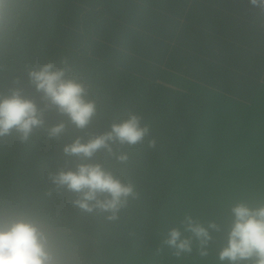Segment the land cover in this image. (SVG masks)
Listing matches in <instances>:
<instances>
[{"label": "trees", "instance_id": "obj_1", "mask_svg": "<svg viewBox=\"0 0 264 264\" xmlns=\"http://www.w3.org/2000/svg\"><path fill=\"white\" fill-rule=\"evenodd\" d=\"M13 33L0 39V96L19 88L46 101L27 72L67 60L88 87L97 114L75 129L49 105L29 140H0V202L51 213L74 236L83 264H221L231 203L252 198L264 179V8L250 0H19ZM129 114L149 129L118 164L103 150L91 160L63 148L108 132ZM57 137L49 129L59 123ZM149 141H155L149 147ZM100 163L134 194L118 219L82 213L50 176L75 163ZM217 225L201 256L166 243L187 232L185 217ZM227 264V261L223 262Z\"/></svg>", "mask_w": 264, "mask_h": 264}, {"label": "clouds", "instance_id": "obj_2", "mask_svg": "<svg viewBox=\"0 0 264 264\" xmlns=\"http://www.w3.org/2000/svg\"><path fill=\"white\" fill-rule=\"evenodd\" d=\"M254 6L264 8V0H250ZM23 6L19 0H0V39L9 37L16 28ZM35 91L42 94L47 103L41 109L22 95L19 88H12L7 96H0V140L12 138L25 143L34 129L44 125L43 112L49 105L67 117L77 130L85 129L97 114V104L88 99V87L73 75L67 60L45 62L27 72ZM62 122L50 128L49 135L60 136L65 132ZM140 117L129 114L110 130L92 136L86 141L77 137L63 148L66 157L80 161L91 160L103 150L118 164L129 160L126 151H114V146L137 145L148 135ZM155 141H149V147ZM51 183L73 193L72 207L82 213L104 214L108 222L118 219V214L134 194L131 184L122 183L100 163H75L73 168L61 170L50 176ZM231 226L227 244L219 254L223 264H264V179L259 191L252 198L241 197L231 203ZM186 231L191 237L182 238L180 231H169L166 243L180 252H190L194 238L200 255H207L206 247L212 240L211 231L217 229L214 222L207 226L191 216L185 217ZM0 264H83L73 234L55 215L37 210L26 202L9 199L0 202Z\"/></svg>", "mask_w": 264, "mask_h": 264}]
</instances>
